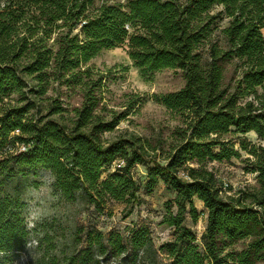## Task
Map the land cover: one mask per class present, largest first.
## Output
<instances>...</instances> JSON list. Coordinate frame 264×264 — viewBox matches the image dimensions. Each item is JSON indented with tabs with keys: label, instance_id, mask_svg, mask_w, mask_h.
Returning <instances> with one entry per match:
<instances>
[{
	"label": "trees",
	"instance_id": "16d2710c",
	"mask_svg": "<svg viewBox=\"0 0 264 264\" xmlns=\"http://www.w3.org/2000/svg\"><path fill=\"white\" fill-rule=\"evenodd\" d=\"M125 42L143 75L183 71L182 88L155 94L182 115L167 147L134 133L104 136L121 115L108 110L110 118L104 116L96 94L100 78H93L88 63ZM227 63L239 70L232 81L225 77ZM52 82L81 92L72 115L59 98L47 96ZM10 92L18 94L17 102L0 112V252L21 250L29 239L23 192L11 183L27 181L30 169H49L53 186L69 200L81 191L96 207L108 199L133 206L139 185L132 168L148 164V190L162 180L176 193L162 220L174 228V237L160 246L168 264L264 261V145L239 141L257 187L225 193L210 166L241 156L234 135L255 131L264 137V0H0V97ZM119 159L124 164L103 178ZM195 198L207 209L203 248L185 223L187 214L198 221ZM82 231L77 240L84 246L63 264H113L122 255L145 264L149 252L157 253L145 225L126 237L95 229L83 239ZM240 241L245 245L237 246ZM38 264L60 262L44 256Z\"/></svg>",
	"mask_w": 264,
	"mask_h": 264
},
{
	"label": "rangeland",
	"instance_id": "374dc122",
	"mask_svg": "<svg viewBox=\"0 0 264 264\" xmlns=\"http://www.w3.org/2000/svg\"><path fill=\"white\" fill-rule=\"evenodd\" d=\"M100 1L96 0L97 3ZM106 1L125 4L127 0ZM213 10L216 11L217 8ZM226 24L227 19L220 21L221 26ZM127 50V42L106 48L88 63L93 71V78H100V87L96 90V94H98L99 105L103 108L104 116L107 119L110 118L108 110L121 115L116 128L111 132H105L104 136L112 139L119 135L129 136L134 133L153 145L163 140L164 146L167 147L172 140L173 132L183 122L182 115L161 104L155 94L169 93L182 88L185 85L183 71L164 68L143 75L134 66ZM238 76L239 70L235 64L227 63L226 80L232 81ZM258 92H262L261 87L258 88ZM47 96L59 98L58 101L67 109V115H72V109L81 105L83 101L79 89L68 88L57 82L50 84ZM17 98L16 92L0 97V112L9 104H15ZM250 98L240 99V102L244 103ZM44 104H47V101ZM234 136H238L237 140L235 139V146L239 149L241 156L221 162L214 160L210 163L221 182L223 192L228 194L235 193L239 189L258 186L257 173L252 171L251 164L244 161L248 152L240 147L239 141L244 139L251 144L264 145V137H259L255 131ZM117 167L114 164L109 166L104 171L103 178L114 172ZM131 174L139 185L138 198L133 206L126 202L108 199L100 207H96L87 201L84 192L81 191L76 193L73 200L67 199L53 186V175L44 166L30 169L27 181L23 179L19 183L17 181L11 183L23 192L25 207L22 213L26 228L30 232L29 239L21 250L0 252V264H38L40 258L44 256L47 260L56 256L60 264H63L67 255L84 246V240H77V231L80 227L83 228L81 238L84 239L86 232L95 229L107 235L119 233L126 237L130 230L141 225L150 228L151 236L155 241L154 248L157 251L156 254L152 252L147 254L148 262L145 264H168L169 257L160 249V246L174 237V228L163 223L162 220L167 212L166 203L172 200L176 193L162 180L148 190L146 187L148 164L135 165ZM194 203L201 212L198 221L194 223L187 214L185 223L196 232L197 243L200 248H203L201 235L206 229L207 209L197 198L194 199ZM42 236H45L44 239ZM244 245V241L237 244V246ZM110 263L133 264L126 259L125 255L117 259L112 258ZM256 264H264V261Z\"/></svg>",
	"mask_w": 264,
	"mask_h": 264
},
{
	"label": "built area",
	"instance_id": "2783aa9c",
	"mask_svg": "<svg viewBox=\"0 0 264 264\" xmlns=\"http://www.w3.org/2000/svg\"><path fill=\"white\" fill-rule=\"evenodd\" d=\"M21 149H25V146H21ZM116 166L120 167L121 165L124 164V160L119 159L115 162Z\"/></svg>",
	"mask_w": 264,
	"mask_h": 264
}]
</instances>
